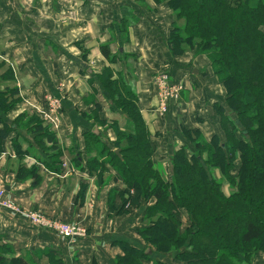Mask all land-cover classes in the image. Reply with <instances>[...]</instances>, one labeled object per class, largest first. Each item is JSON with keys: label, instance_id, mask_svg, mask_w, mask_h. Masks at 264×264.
<instances>
[{"label": "crops", "instance_id": "crops-1", "mask_svg": "<svg viewBox=\"0 0 264 264\" xmlns=\"http://www.w3.org/2000/svg\"><path fill=\"white\" fill-rule=\"evenodd\" d=\"M126 2L134 1L0 0V61L11 65L12 85L20 97L19 103L9 112H0V127L7 124L12 129L0 145V178L4 190L17 206L40 209L70 222L84 221L88 232L87 236L73 244L52 232L34 229L21 216L0 210V243L8 245L16 257L26 256L35 264H49L44 253L50 250L61 259L62 264H116L115 257L120 253L119 246L115 244L117 240L143 245L134 234V228L131 230L138 216L140 219L143 205H139L137 216L107 215L105 200L111 190H119V182L97 181L96 210L93 213L86 211L89 191L75 177L67 176L63 169L54 171L57 174L42 171L45 167L42 163L48 161L51 154L46 155L43 148L33 141H47L45 135L30 131L29 126L21 129L15 123L16 115L30 110L28 103L37 106L44 93L55 94L57 86L65 84L68 90L62 103L63 124L54 135L64 156L71 160L70 166L80 168L72 158L76 157L83 164L84 133L98 124L95 117L104 121V118H98L99 113L92 110L96 104L103 108L102 102L106 99L97 74L103 67L109 66L114 76L119 74L126 81L129 79L122 62L110 64L103 57L100 45H109L111 52L119 58L130 56L127 61L132 63V70L134 68L133 84L138 92V105L151 123L154 135L165 133L164 130L179 129L178 123L174 122L173 111L169 114L170 122L154 118L152 111L147 109L153 104L155 94L151 76L167 69L183 83H199L198 87L188 91V100L180 105L181 112L186 116H182V123L187 121L183 128L193 127L203 131L204 125L206 129H212L211 134L219 132L214 127L216 116L212 114L210 105L220 104L221 96L215 92L216 83L210 77L209 69L202 63L194 65L168 54L166 40L172 17L167 4L145 0L144 5L134 2L130 6ZM128 14L136 20L130 24L127 37H124L116 24ZM199 68H205L203 74V69ZM186 73H190V77ZM87 94L93 99L89 105L84 103ZM113 113H116L115 110ZM25 124L32 123L25 121ZM97 128L102 134L100 125ZM166 134L170 135L169 132ZM180 142L182 144L183 139ZM152 143L155 148L156 143ZM22 154H31L29 158L34 166L22 161ZM23 167L35 168L37 178L32 175L24 180L18 179V172ZM8 175L11 179L7 183ZM87 212H90L88 218L84 216ZM252 264H264V254H256Z\"/></svg>", "mask_w": 264, "mask_h": 264}, {"label": "trees", "instance_id": "trees-1", "mask_svg": "<svg viewBox=\"0 0 264 264\" xmlns=\"http://www.w3.org/2000/svg\"><path fill=\"white\" fill-rule=\"evenodd\" d=\"M152 1L166 3L173 12V27L167 41L171 55L191 50L207 53L212 59L213 73L226 89L227 105L237 114L234 120L223 109L227 106L214 105L221 116L226 141L213 134L207 146L198 130L189 132L196 148L208 155L213 172L202 162L201 155L194 154L189 159L179 149L173 155V179L167 182L161 178L160 170L153 167L150 132L137 112L133 88L122 75L114 76L109 66L103 67L97 77L103 89L111 93L107 94L110 107L124 109L133 119H129L126 133L117 132L115 147L109 149L101 142V150L95 156L87 154L88 164L81 165L76 157L72 161L80 170L90 169L92 173H110L105 167H113L116 171L111 175L112 181H124L129 187L115 192L128 207L137 205L141 198L155 201L144 208L142 218L147 223L137 231L150 246L117 240L115 244L123 254L115 258L116 264H172L167 260L180 264H252V255L264 251V0ZM180 19L184 20L182 26L175 24ZM135 20L128 14L117 22L124 37ZM100 51L110 64L119 59L109 45H100ZM2 95L0 92L1 102ZM8 95L16 97L17 89L11 88ZM16 101L5 104L11 109ZM118 101L123 105L116 108ZM95 107V113L102 110L99 104ZM20 124L45 135L47 141L40 139L38 144L46 155H51L42 164L49 170L60 171V161L53 160L60 158L59 145L55 135L46 132V124L37 118L32 124ZM90 130L84 133L86 147L101 141ZM10 132L9 125L0 127V145ZM238 159L239 167L233 168ZM217 171L218 180L214 177ZM22 172L37 178L35 168H20L17 178ZM191 177L195 181L189 180ZM224 180L229 187L227 194L222 189ZM112 193L113 190L110 197ZM108 203L112 211L114 204ZM178 207H184L190 216V226L181 235L177 234L181 225L175 212ZM44 254L49 264H62L50 250ZM0 264L35 263L29 257L14 256L8 245L0 243Z\"/></svg>", "mask_w": 264, "mask_h": 264}, {"label": "rangeland", "instance_id": "rangeland-1", "mask_svg": "<svg viewBox=\"0 0 264 264\" xmlns=\"http://www.w3.org/2000/svg\"><path fill=\"white\" fill-rule=\"evenodd\" d=\"M133 1L136 2L137 4L139 3L140 6L142 4L144 5V3H145V0H133ZM133 3L126 2V4L130 5V6H132ZM172 14H173V12L171 10V14H169L172 17L171 28L173 27V17H174ZM183 22H184V20L180 19V21H177L175 24L176 25L179 24V25L182 26ZM262 28L264 29V25L262 26ZM170 31H171V29H170ZM126 35H127V33H126ZM169 37H170V32H169V36H168V38L166 40V44H167V41H168ZM167 49H168V47H167ZM168 54L171 55L169 49H168ZM171 56L173 57V55H171ZM178 57L183 59V60H185V61H189L190 63H192L194 65L202 63V64L207 66V68L209 69L208 73H209L210 77L214 78V80H215L214 82L216 83V85H214L215 86L214 87L215 88V92H216L217 95L219 94L221 96V103L220 104L216 103V105H218L220 107L227 106V107H225L223 109H226L228 111V115H230V118H233L234 120L235 119L237 120V117H236L237 114L234 113L229 108V106L227 105V102H226L227 94H226V89H225L224 85L222 84L221 81H219L217 76L213 73V70H212V59L209 57V55L207 53H203V52H200L198 50L197 51L196 50H191V51L184 52L183 55L182 54L178 55ZM129 58H130V56H126L125 59L119 58L116 62H120V63L122 62L121 64H123L122 67L124 69V73L126 74L127 78H129L128 81H126V82L130 83V85H131L130 87L133 88V91L135 93V103H136V106H137V112H139V114L141 116V119L147 125L148 130L150 132L149 140L151 142V146L153 147V151L151 152L152 153L151 158H152V162H153V167L157 168L158 170H160L161 178L167 180V182L168 181L170 182L173 179L172 172H171V170L173 168L174 161H175V160H173V158H174L173 155H175L177 150H179V149H182L183 151H185V153H186V155H187V157L189 159H190L191 155H194V154H198V156L201 155L202 162L205 163V165L208 167V170L210 172L211 171L213 172L214 169H213L212 165L209 164L208 155L206 154V152L202 153V150L200 151L199 149L196 148L195 139L192 137L191 133H189V132H191L192 130H198L199 133H200V138L202 139V141H204L206 144H208L207 146H209V144L211 142V137L213 136V134L220 135V137L223 140H225V141L228 140L227 136L225 135L224 131L222 130V126H220V125H222V120H221V116L219 115L218 112H216L217 110L214 108L215 104L214 105L211 104L210 105V109H211L212 114H214L216 116L214 127L217 128V131H219V132H215V133L211 134L212 129L208 130V128L206 129L207 126H204V125H203V127L205 129L203 131H201L198 128H193L191 126H188V127H191V129L183 128V125L184 124L186 125L187 121L182 123L183 117L186 118V116L183 114V112H181L180 105H182L186 100H188L187 99L188 98V95H187L188 91L191 90L194 86L198 87L199 83H198V85H195L196 84L195 82L193 84L191 82L189 84L184 82L185 83L184 84L185 88L180 93L178 100L171 102L169 107H168V109H167V111L165 112V114L164 115H160L156 111V102H157V100H156V89H157V87L155 86V84L153 82V76H154V74H153L151 76V82H152V85H153L154 90H155V94H153L154 95V102L150 106V108L148 107L147 109L152 111V115L154 116V118L161 119V120H167V121L169 120L168 119L169 118V114H171V112L173 111V113H175V121L174 122H176V124L178 123L177 125L179 127V129L167 130V131L164 130L163 132H165V133H161L160 132V133H157V135H154L155 133L153 131V127L151 126V123L148 121V119L146 117H144L146 114H144L142 112V109H140V107L138 105V92H137V89L135 88V86L133 84V80H135L134 68L132 70V66H133L132 63H129L127 61V60H130ZM131 59H132V61L134 60V58H131ZM5 65H7L6 62L0 61V83L2 84V85H0V92L3 93L2 98H1L2 102L0 101V112L7 113L14 106L10 109V108H8V107H10V105H6L5 103H7V102L9 103L11 100H13V101L18 100L15 103V106H16L19 103V101H20V97L18 95H16V97H8L9 96L8 94H10V89L13 88V85H12L13 77H12V73L9 74L11 72V65H9V64L7 66H5ZM199 69H203L202 70V74H203L204 71H205V68H199ZM119 71H121V69ZM166 72L170 73V71H168V69L166 70ZM208 73L205 72V74H208ZM186 75L190 77L191 74L190 73H186ZM170 76L173 79L177 80L171 73H170ZM3 85H7V86L5 88H3L2 87ZM57 90H58L57 91L58 94H60V95L62 94L64 96V98L66 97V91L68 89L66 88L65 84L61 83L60 85H58L57 86ZM104 91L105 90L103 89V92ZM108 93H110V92H108V91L106 92L105 91L106 99H105L104 102H102L103 103V108H102L103 110H101L99 112V114L97 115L98 118L99 117L104 118V122H106V123L102 124L101 123L102 121L95 117L96 123H98L96 125L97 126L100 125L101 131H102V134L100 133V140L101 141L94 142L93 144H88V147H86L85 141H84V148H82V151L85 154V158H82V163L84 165L88 164L87 154L95 156L96 152H98L99 149L101 150V148H100V146L102 145L101 142H103V144L105 143L109 147V149H112L113 147H115V142H116V140L119 139L117 132L121 131V132L126 133V131L128 130L127 128L129 127L128 126L129 119L130 120L133 119V117L129 116V114L126 111H124V109L119 108V107H121L123 105V103L121 104L120 101H118L117 104H116V108H119V109L115 110V112H116L115 114L113 113L114 109L113 110L111 109L110 103L107 100L108 99V96H107ZM122 94H124V93H122ZM118 97L120 98V96H118ZM84 98H87V99L84 100L85 104H87V102H88V105L92 103L93 99L90 98L89 94L84 96ZM27 106H29V109H30L29 111L30 112L26 111L25 113H21V114L16 115L15 120H16V124L18 125V127H20L22 129L24 127H22L23 125H21L20 123L24 124L25 121H27L28 123H30V122L32 123V122H35V119L37 118L38 120H42L43 123H45L46 126L48 127V128L46 127V132L56 134V133H58L61 130L62 124H63V120L62 119H61L60 125L55 127L50 122H46L45 121V119L42 117V116H44L43 113H41L40 111H37L35 109L36 105L32 106L31 103L30 104L28 103ZM86 107H87V105H86ZM92 107H93L92 110L94 112H96L95 111L96 107L95 106H92ZM63 113H64V110L62 111V114ZM90 117L93 118L92 115ZM23 118H26V120L23 119ZM169 121L172 122L171 120H169ZM170 122H168V123H170ZM185 129L190 130V131H187ZM183 131L187 132V134L184 135ZM166 132H169L170 135L166 134ZM10 134H11V132L9 133V135ZM28 134H30V133H28ZM180 139H183V141H184L182 144H181L182 141L180 142ZM152 141L156 143L155 144V148H154V145H153ZM33 143L36 146H38L37 140L33 141ZM58 145H59V143H58ZM211 146H212V144H211ZM49 148H46V149H49ZM212 148H213V146H212ZM115 149L118 150L117 147ZM58 151L60 152V158H54L53 160L54 161L59 160L60 161V167H61L60 169L65 170L67 176H71L73 178L75 177L76 178L75 180L80 182V184L83 187H85L84 189L87 192L89 191L88 199H87V202L85 203V209H86V211H91L93 213L96 210L95 207H97V204H98V193H97V188L95 187L96 185H98L97 181H101V177L103 176L101 182L114 183L112 181L111 175L115 174L116 170L113 169V167H111L113 169L112 170L108 165L105 168H107L106 170L107 171L109 170L110 173H106L105 172L106 174L105 173H101V172H99L97 170H94V173H92L90 169H88V170H80L79 168H75L73 165H72V167L70 166L71 160L68 157L64 156V151L62 150V147L59 146ZM30 155L31 154H25V155L22 154V156H21L22 157V161H26L29 166H34V164L32 163L33 160L31 161V159L29 158ZM0 156H2V155L0 154ZM103 157H105V156H103ZM239 162H240L239 159L234 161L233 168H238L239 167ZM15 165L17 166V161H16ZM77 166H79V165H77ZM42 169H43L42 171L48 172L49 174H51V173L55 174L56 173V172H54L52 170H49L47 167H44ZM215 170H216V168H215ZM23 173L24 172H22L21 174H23ZM217 173H216V175H214V177L216 176V178L218 180L219 179V177H218L219 176V172L217 171ZM103 174H105V175H103ZM31 176L32 175L29 174V172H27V173H24V175H21V177L19 176L18 179L24 180V179H27L26 177H31ZM7 179H8V181H7V183H8L10 181L11 177L8 175ZM189 180H194V177L189 178ZM224 181L225 182L223 183L222 189H223L224 193L227 194L228 190H229V187L227 185L226 180H224ZM80 184H79V186H80ZM119 184L121 185V187L119 188V190H117L118 192H123L124 190H127L129 188L127 183L124 182V181H119ZM1 189L4 190V187H3V184H2V178H0V190ZM113 191H114V193H112V197H110L109 194H108L107 195V199L105 200V207L107 208V211H108L107 215H109V217H111L114 214H115L114 215L115 217H117V215H129V214L137 216L139 205H143L144 208H147V206H151L155 202L153 199H150V200L147 201V200H144L143 198H141L140 199L141 201L137 205L128 207L127 205L123 204V200L121 199V197L116 196V193H115L116 191L115 190H113ZM131 191L135 192L134 189H132ZM3 193L8 195L6 190ZM109 201L112 204H114L112 206V211L110 210L111 207L109 206V203H108ZM13 203L16 205V203L14 201H13ZM19 207H20V205H19ZM124 207L127 208V209L125 210ZM20 209L22 211H26V212L40 211V212L44 213L40 209H33V208H26V207H20ZM0 210H3V209L0 208ZM175 212H176V215H177L178 219L181 222L180 227L177 229V234L181 235V234H184L186 229L190 226V222H189L190 216L188 214V211L184 207H178L177 209H175ZM143 213H145V210H144V212L142 211V214ZM44 214H46V213H44ZM142 214L140 216V219H139V216H138V218L135 221L134 226H132L131 230H133V228H134L133 232L141 240L140 242H142L143 244L149 245L147 243V241H144V239H142L138 235V232H137L139 227H141L143 224L147 223L142 218ZM46 215L52 216V215H49V214H46ZM88 215L90 216V212H87V215H84V216L86 218H88ZM17 216H19V215H17ZM73 222H75V221H73ZM77 226L79 228H85L86 229L85 236L88 235L87 227H86L84 221L78 223ZM119 250H120V253L117 254L116 257H119V256H121L123 254V250L121 249V247H119ZM258 253L264 254V251H256L252 255L251 263H253L254 256L256 254H258ZM167 262L168 263H172V264H180V261L167 260Z\"/></svg>", "mask_w": 264, "mask_h": 264}, {"label": "built area", "instance_id": "built-area-1", "mask_svg": "<svg viewBox=\"0 0 264 264\" xmlns=\"http://www.w3.org/2000/svg\"><path fill=\"white\" fill-rule=\"evenodd\" d=\"M153 82L156 89V111L164 115L169 105L177 101L185 85L181 80H175L166 70L154 73ZM60 93V92H59ZM64 96L61 94L45 93L42 95L39 104L35 107L37 111L43 113L46 122H50L55 127L59 126L63 118ZM5 190H0V208L9 210L13 215L24 218L34 229L45 230L54 233L56 236L67 239L71 243H76L80 238L85 237L86 229L79 228L78 222H70L63 218L48 216L40 211L26 212L13 203L9 195L4 194Z\"/></svg>", "mask_w": 264, "mask_h": 264}, {"label": "water", "instance_id": "water-1", "mask_svg": "<svg viewBox=\"0 0 264 264\" xmlns=\"http://www.w3.org/2000/svg\"><path fill=\"white\" fill-rule=\"evenodd\" d=\"M90 131H92V133H94L95 135L100 136V130H98L96 125H94ZM116 153L118 154L119 150H116Z\"/></svg>", "mask_w": 264, "mask_h": 264}]
</instances>
